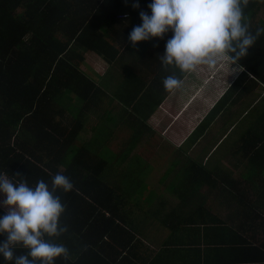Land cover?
<instances>
[{
    "label": "trees",
    "instance_id": "obj_1",
    "mask_svg": "<svg viewBox=\"0 0 264 264\" xmlns=\"http://www.w3.org/2000/svg\"><path fill=\"white\" fill-rule=\"evenodd\" d=\"M134 2L0 0V173L7 174L13 182L26 179L31 187L40 180L51 187L52 177L58 172L69 177L73 190L56 193L67 205L61 217V224L67 228L72 225L119 229L118 224L114 227L111 217L106 221L99 218L106 213L121 214L120 206L125 201H140L137 190L152 169L151 163L138 158L134 162L128 160L130 150L144 133L151 134L146 121L164 97L155 94L152 86L160 85L169 75L181 79L186 74L172 67L165 70L160 60L172 32L163 39L153 38L132 47L128 35L142 24L141 10L151 15L148 4L152 0H139V9L132 7ZM259 10L264 13V0H250L244 9L253 33L264 27V18H255ZM87 52L121 66L123 53L127 54L129 70L125 68L123 84L115 85L118 88L110 96L97 80L80 69ZM238 65L242 73L185 144L194 143L221 110L227 116L231 107L241 103L246 117L232 123L234 120L226 117V121L222 115V132L228 130L230 123L239 128L234 140L237 146L234 156L238 157L233 168L242 169L239 179L225 182L222 176V195L239 202L264 201V35ZM144 68L153 75L148 89L143 88ZM252 82L261 87L256 99ZM113 102L120 105L116 112L109 107ZM95 117L107 122L114 118L115 123L120 122L128 130L131 138L122 151L115 153L108 148V128L103 124L94 126L106 136L103 140L96 138L95 133L88 140L79 139L85 123ZM119 129L115 124L113 131ZM230 145H225L226 149ZM178 149L177 154L185 152L183 147ZM184 160V155L176 156L173 165L178 166ZM126 161L129 168H122ZM180 169L185 170L178 177L179 184L196 189L200 183L216 184L219 178L191 159ZM4 198L0 193V200ZM5 213L6 209L0 205V216ZM252 213L261 218L260 223L253 224L254 230L264 232V207Z\"/></svg>",
    "mask_w": 264,
    "mask_h": 264
},
{
    "label": "crops",
    "instance_id": "obj_2",
    "mask_svg": "<svg viewBox=\"0 0 264 264\" xmlns=\"http://www.w3.org/2000/svg\"><path fill=\"white\" fill-rule=\"evenodd\" d=\"M122 59L127 60L126 53ZM241 72L238 64L223 62L214 69L201 66L196 73L185 74L182 87L171 93L163 83L152 86L155 94L164 96L154 109L155 118L161 119L156 125L170 126L175 149L184 148L185 152L176 154L177 158L184 155L186 161L205 162L202 165L212 176L219 175L215 178L217 183H200L197 189L180 185L178 177L185 169L173 168L170 180L159 178L165 186L158 182L154 187L155 196L159 195L156 201H125L120 206L121 214L106 213L99 218L106 221L111 217L112 224H118L119 229L68 226L61 240L54 242L69 249L70 259L60 257L55 264H264V232L253 227L261 218L252 213L264 207V201L239 202L222 195V176L229 182L239 179L242 173V169L222 167V141L233 127L228 124V130L222 133V115L235 123V119L246 117L245 110L237 107L236 116H226L221 110L194 143L185 144ZM142 76L143 88L148 89L153 77L150 69L144 68ZM251 86L256 99L261 87L256 82ZM208 132L216 138L210 147L206 143ZM198 146L201 151L196 152L193 148ZM16 253L26 254V250L18 248ZM0 264H6L2 256Z\"/></svg>",
    "mask_w": 264,
    "mask_h": 264
},
{
    "label": "clouds",
    "instance_id": "obj_3",
    "mask_svg": "<svg viewBox=\"0 0 264 264\" xmlns=\"http://www.w3.org/2000/svg\"><path fill=\"white\" fill-rule=\"evenodd\" d=\"M249 3L250 0H152L148 4L151 15L140 11L142 24L131 30L128 40L136 48L138 42L163 39L172 32L160 56L165 70L172 67L188 74L196 73L201 66L214 69L223 62L238 64L264 35V27L255 33L250 29L244 14ZM132 7L139 9V0ZM163 84L171 93L182 87V80L169 75ZM73 188L70 178L60 172L52 177L51 187L44 180L31 187L26 179L13 182L7 174L0 173V193L5 197L0 205L6 209L0 216V235L6 236L0 242V256L6 264H55L57 258L70 259L69 249L54 242L68 231L61 224L67 205L56 193ZM18 248L25 249L26 254L17 255Z\"/></svg>",
    "mask_w": 264,
    "mask_h": 264
},
{
    "label": "rangeland",
    "instance_id": "obj_4",
    "mask_svg": "<svg viewBox=\"0 0 264 264\" xmlns=\"http://www.w3.org/2000/svg\"><path fill=\"white\" fill-rule=\"evenodd\" d=\"M256 20L263 19L264 13L262 10L257 11L256 13ZM129 64L128 60H123L122 66L117 64H109L105 60L102 59V57L98 56L96 53L87 52L85 54V59L83 62L79 64L80 69L97 80L99 85L104 88L107 92H110L109 96L118 88V86L115 85H122L125 79L124 71L129 70ZM126 68V69H125ZM137 72V71H136ZM225 89V85L223 86ZM255 98V97H254ZM240 104H237L233 107H231L229 111V116H233L234 110L238 107H240ZM109 107H114L113 110L116 112L120 105L118 103L113 102L112 105ZM113 112V113H114ZM112 113V114H113ZM111 114V115H112ZM156 116L153 114L149 117V119L146 121L147 126L150 128L151 134L147 135V133H144V136L139 140L135 146L132 147L129 153V159L128 161L134 162L136 158L140 159V161L143 162H150L151 163V170L149 173H147L143 179L142 183L143 185L139 186L138 188V194L140 198L138 200H153L159 197V195L155 196L156 193H154V187L156 184H160V186H165L163 181H159V178H165L168 177L167 180H170L172 178V169L177 168L179 169L182 167V165L186 162V159L179 162L178 166L173 165V160L176 157V154L178 151L175 149V143L174 138L175 136L172 135V131L170 126H159L156 125L157 120ZM233 123V122H232ZM232 123L229 124V126L232 125ZM105 125L104 127L107 129V135L109 136V141H107L108 148L115 153H119L124 149L126 146V141L130 140V136L128 135V130H126L123 127V124L120 122H114V118L111 119L109 122H107L105 119L99 121L96 117L92 118L91 120H88L84 126V129L81 131L79 135V139L84 141L88 140L90 137L94 136L98 138L99 140H103L104 136L102 133H99L95 127L98 128V125ZM116 124V127H120L118 131H113L114 125ZM95 126V127H94ZM92 127V129H90ZM232 130V131H231ZM231 132L229 131L227 133V140L223 139L222 141V167L231 169L234 166V159L238 156H234V150L237 148L236 145H234V140L236 137V134L239 131V128H236V125H234L231 128ZM236 131V132H235ZM241 131V130H240ZM101 132V131H100ZM148 132V131H147ZM223 133V132H222ZM101 134V135H100ZM217 134V132H216ZM103 138V139H102ZM216 138H213L212 132H208V136H206V143L208 147L212 146L215 142ZM230 141H233V143L230 145ZM125 143V145H123ZM225 145H230V152L226 151ZM196 152L201 151L200 147H194L193 148ZM227 154H226V153ZM200 161V160H199ZM204 165L205 162H202ZM122 168H127L128 163L127 161L121 164ZM134 167V166H131ZM129 168V167H128ZM168 172L171 173L168 175ZM164 173V174H163ZM168 175V176H167ZM238 178V176H235ZM167 186V189L170 190V187ZM171 187L174 186V184L170 185ZM134 199V198H133ZM158 201H161L158 199ZM134 202V201H133ZM142 204V203H141Z\"/></svg>",
    "mask_w": 264,
    "mask_h": 264
}]
</instances>
